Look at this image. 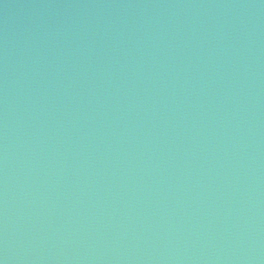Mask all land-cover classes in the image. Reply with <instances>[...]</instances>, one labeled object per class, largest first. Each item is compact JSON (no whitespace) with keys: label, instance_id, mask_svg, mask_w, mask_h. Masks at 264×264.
Listing matches in <instances>:
<instances>
[{"label":"water","instance_id":"95a60500","mask_svg":"<svg viewBox=\"0 0 264 264\" xmlns=\"http://www.w3.org/2000/svg\"><path fill=\"white\" fill-rule=\"evenodd\" d=\"M0 264H264V0H0Z\"/></svg>","mask_w":264,"mask_h":264}]
</instances>
